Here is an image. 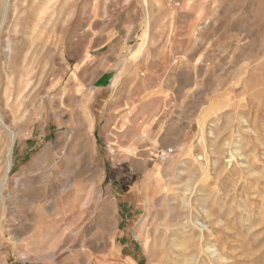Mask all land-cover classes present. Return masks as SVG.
Returning <instances> with one entry per match:
<instances>
[{
	"label": "rangeland",
	"instance_id": "rangeland-1",
	"mask_svg": "<svg viewBox=\"0 0 264 264\" xmlns=\"http://www.w3.org/2000/svg\"><path fill=\"white\" fill-rule=\"evenodd\" d=\"M0 264H264V0H0Z\"/></svg>",
	"mask_w": 264,
	"mask_h": 264
},
{
	"label": "bare ground",
	"instance_id": "bare-ground-1",
	"mask_svg": "<svg viewBox=\"0 0 264 264\" xmlns=\"http://www.w3.org/2000/svg\"><path fill=\"white\" fill-rule=\"evenodd\" d=\"M11 166H12V163H10V167L9 168H11ZM186 205V204H185ZM185 208V207H184ZM172 210L173 211H176V206L174 205V206H172ZM207 216L208 217H210L211 216V214L207 211ZM219 258V257H218ZM221 259H223V257L221 258Z\"/></svg>",
	"mask_w": 264,
	"mask_h": 264
}]
</instances>
